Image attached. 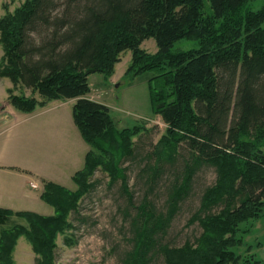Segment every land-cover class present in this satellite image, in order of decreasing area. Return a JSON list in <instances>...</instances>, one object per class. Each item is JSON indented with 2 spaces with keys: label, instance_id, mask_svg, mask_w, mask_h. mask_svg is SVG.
<instances>
[{
  "label": "trees",
  "instance_id": "16d2710c",
  "mask_svg": "<svg viewBox=\"0 0 264 264\" xmlns=\"http://www.w3.org/2000/svg\"><path fill=\"white\" fill-rule=\"evenodd\" d=\"M245 1L25 0L0 16V76L32 92L10 96V103L31 113L52 101L73 99V122L89 145L82 168L72 175L75 189L44 182L40 197L53 214L0 208V224L13 216L28 223L1 230L0 264H16L12 253L20 236L31 244L36 264H55L56 236L72 227L69 214L94 186L96 170L127 189L122 163L133 156V137L143 126L118 128L110 108L88 97V76H110L127 50L126 73L155 72L148 79L151 109L166 124L150 153L155 171L161 161L174 163L180 148L187 157L166 212L147 201L137 206L133 246L121 263L148 264L159 253L165 264H264L233 250L243 242L240 224L264 211V3L240 14ZM149 38L155 41L154 53L141 47ZM182 38L197 39L198 47L174 50ZM202 165L214 167L216 178L189 219L201 227L199 236L181 246L161 243L159 233L169 226Z\"/></svg>",
  "mask_w": 264,
  "mask_h": 264
},
{
  "label": "rangeland",
  "instance_id": "374dc122",
  "mask_svg": "<svg viewBox=\"0 0 264 264\" xmlns=\"http://www.w3.org/2000/svg\"><path fill=\"white\" fill-rule=\"evenodd\" d=\"M24 1L0 0V16L6 12H13ZM263 3L264 0H246L239 12L245 14L248 11L257 10ZM58 9L60 10L61 7ZM205 11L209 12L208 4ZM141 47L148 53H154L157 50L153 38L144 40ZM197 47V39L182 38L173 44L174 50ZM2 57L3 48L0 43V62ZM130 61L131 52L127 50L122 53L120 61L115 65L110 76L106 77L102 73H93L88 76L90 86L88 97L110 108L111 116L118 128L136 124L143 126L142 134L133 137V156L122 163V167L126 169L127 189H124L121 180L111 184L105 172L101 169L95 171L91 179L94 186L79 199L77 210L69 214L68 220L72 227L56 236L55 264H122V258L133 246L132 221L137 214V206L147 201L158 211L166 212L169 206V192L181 178L182 164L187 157L184 148H180L174 163L161 161L157 172L155 171L157 162L150 153L166 130V124L151 109L148 79L155 72L147 71L139 75L126 73ZM116 84L118 86H115ZM31 94L30 88L20 84L15 86L9 78L0 76V117L3 116L4 126L14 122L16 126H22L38 117H42L38 120H44L53 114H58V117L62 118L63 125L58 128V131L50 125L46 127L48 130H45L37 139L38 149L52 146L53 143L56 145L54 137L57 140L60 139L59 143L63 147H60V156L55 161L46 163L40 161L37 165L34 163H31L32 166L28 165L33 170L30 175L37 185L34 193L41 195L45 181L60 183L69 189H75L72 174L82 168L83 158L89 145L83 140L73 123L72 102L55 100L44 107L36 108L37 113L42 110L41 108H46L47 110L42 114H35V111L28 114L18 111L9 101L10 96L29 97ZM71 126L74 132L71 131ZM75 133L78 138H75ZM79 139L82 140L83 146L76 143ZM74 159H78V162ZM215 178V168L210 165H202L197 170L191 188L179 202L178 210L169 226L164 232L159 233L161 243L181 246L185 241L193 242L199 236L201 227L197 221L189 223V219L197 211L203 191L214 183ZM37 204L40 208L30 210L42 215L53 214V207L43 199L41 202L37 200ZM17 223L28 225L26 220L13 216L4 227L10 228ZM2 227L3 225L0 224V228ZM240 229L243 242L233 247V250L244 256L252 255L262 259L260 251H264V244L261 246L256 244L264 240V211L259 218L242 222ZM249 246L253 247V250L249 251ZM12 257L16 264H36V255L25 236L18 241L17 246L15 244ZM148 264H165L164 257L158 253Z\"/></svg>",
  "mask_w": 264,
  "mask_h": 264
},
{
  "label": "crops",
  "instance_id": "0c3cea01",
  "mask_svg": "<svg viewBox=\"0 0 264 264\" xmlns=\"http://www.w3.org/2000/svg\"><path fill=\"white\" fill-rule=\"evenodd\" d=\"M67 100L71 101L72 104L74 102L73 99ZM41 109L38 113L35 111V114H42L47 110L46 108ZM58 116V114H53L44 120H38L42 118L38 117L22 126H16V122L4 126L2 123L3 116L0 117V208L14 211H34L30 209L40 208L41 203L38 205L37 200L41 202L42 199L40 193L38 195L34 193L36 188L31 186L34 180L30 175L33 171L30 167L32 166L31 163L37 165L40 161L42 163L55 161L60 156V147L63 146L59 143L60 139L57 140L56 137L53 139L56 141V145L53 143L52 146L39 149L36 146L37 139L45 130H48L46 127L53 125L55 131H58V128L63 125L61 124L62 118ZM70 129L74 132L72 126ZM75 138H78L76 133ZM76 143L83 146L81 139ZM74 160L78 162V159ZM4 226L0 228V232L5 228ZM22 237L24 236L18 238L17 243ZM260 256L264 261V251H260Z\"/></svg>",
  "mask_w": 264,
  "mask_h": 264
},
{
  "label": "built area",
  "instance_id": "2783aa9c",
  "mask_svg": "<svg viewBox=\"0 0 264 264\" xmlns=\"http://www.w3.org/2000/svg\"><path fill=\"white\" fill-rule=\"evenodd\" d=\"M31 185H32L33 187H36V185H35L34 183H31Z\"/></svg>",
  "mask_w": 264,
  "mask_h": 264
},
{
  "label": "water",
  "instance_id": "95a60500",
  "mask_svg": "<svg viewBox=\"0 0 264 264\" xmlns=\"http://www.w3.org/2000/svg\"><path fill=\"white\" fill-rule=\"evenodd\" d=\"M115 86H118V84H116Z\"/></svg>",
  "mask_w": 264,
  "mask_h": 264
}]
</instances>
